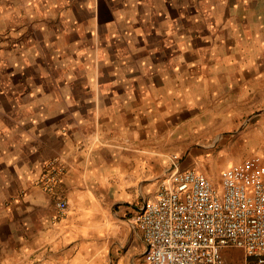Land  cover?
Returning a JSON list of instances; mask_svg holds the SVG:
<instances>
[{
  "label": "crops",
  "instance_id": "0c3cea01",
  "mask_svg": "<svg viewBox=\"0 0 264 264\" xmlns=\"http://www.w3.org/2000/svg\"><path fill=\"white\" fill-rule=\"evenodd\" d=\"M28 2L38 22L65 19L66 12L54 14L50 6H67L73 0ZM3 4L10 7L2 8L0 21H7L1 14L7 16L8 11L21 19L15 5L22 0H0ZM88 11L94 20L102 19L95 9L85 8ZM254 14L244 22L261 44L264 10ZM4 31L0 29V69L14 73L8 82L0 80V244L37 247L32 263L142 264L144 244L135 218L171 170L167 150L173 145L161 134L168 123L182 125L184 108H193L198 126L202 117L218 134L239 132L234 130L238 123L261 117L222 146L251 152L263 144L264 64H206L212 72L200 89L199 83L183 77L182 64H99L93 44L89 50L94 63L85 66L89 79L77 84L82 91H72L69 86L76 78L67 70H82L83 64H39L33 46L30 64L3 61L2 54L13 45L6 37L22 34L18 29ZM13 50L17 53L18 48ZM24 66L32 70L25 80L16 75ZM109 69L110 77H105ZM60 83L69 86L58 87ZM55 158L66 171L50 195L35 181ZM59 199L68 202L67 210L56 206ZM22 257L16 249L4 251L0 264H17Z\"/></svg>",
  "mask_w": 264,
  "mask_h": 264
},
{
  "label": "rangeland",
  "instance_id": "374dc122",
  "mask_svg": "<svg viewBox=\"0 0 264 264\" xmlns=\"http://www.w3.org/2000/svg\"><path fill=\"white\" fill-rule=\"evenodd\" d=\"M28 1L22 0L21 5H15L22 11L21 19L18 13L16 19L10 11L7 16L1 14L3 19L7 18V21H0L1 30L18 29L22 32L16 37H6L12 39L13 45L10 51L2 54V60H10L12 64H30L35 57L31 51L33 46L38 51L39 64H83L82 70H67L70 78H76L74 85L60 83L58 86H69L72 91H82L84 88L78 89L77 84L89 79L85 66L94 63L92 48L89 50L93 44L99 50V64H182L183 77L199 83L200 89L206 86L203 84L207 82L208 72H212V69L205 68L206 64H264V37L260 44L253 28L247 27L250 23L244 22V18L251 19L255 12L264 10V0H99L98 5L95 0H73L67 6H50L54 14L66 12L65 19L50 17L47 21L41 19L38 22L33 19L34 8ZM8 6L0 5V11L5 7L8 9ZM88 6L95 9L102 19L96 21L91 11L85 13ZM84 17L86 19L83 20ZM3 41L2 35L0 44ZM14 48H18L17 53ZM117 69L119 72L121 67ZM10 72L14 73L1 68L0 80L8 82ZM31 72L30 67L24 66L16 75L25 80ZM106 72L105 77H110V69ZM191 109L184 108L182 125L168 123L161 134L162 140L173 145L167 150L168 155L178 154L181 167L200 171L218 182L221 172L228 167L226 161L233 165L264 150V140L251 152L222 146L224 140L233 141L239 134L243 135L255 119L260 120L261 117L238 123L234 130L239 132L218 134L216 127L206 126L202 117H199L198 126L197 117L193 114L195 111ZM214 137L216 142L213 145ZM217 141L218 146L215 145ZM0 211L2 216V209ZM36 248H15V245L3 248L0 244V254L16 249L23 254L22 261L17 264H37L31 262V253ZM226 254L229 264L243 256L239 251H228Z\"/></svg>",
  "mask_w": 264,
  "mask_h": 264
},
{
  "label": "built area",
  "instance_id": "2783aa9c",
  "mask_svg": "<svg viewBox=\"0 0 264 264\" xmlns=\"http://www.w3.org/2000/svg\"><path fill=\"white\" fill-rule=\"evenodd\" d=\"M171 160L155 197L135 218L142 264H229L228 251L243 255L230 264H264V150L224 168L218 182L182 169L178 154ZM65 171L52 159L35 185L54 195ZM56 206L65 211L68 202Z\"/></svg>",
  "mask_w": 264,
  "mask_h": 264
}]
</instances>
